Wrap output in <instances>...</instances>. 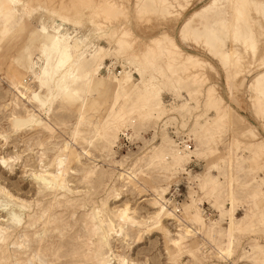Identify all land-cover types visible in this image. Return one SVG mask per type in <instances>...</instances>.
I'll return each instance as SVG.
<instances>
[{"label":"rangeland","instance_id":"1","mask_svg":"<svg viewBox=\"0 0 264 264\" xmlns=\"http://www.w3.org/2000/svg\"><path fill=\"white\" fill-rule=\"evenodd\" d=\"M88 1L98 3L100 0ZM144 1L147 0H112L123 8V14L103 24V28L97 24L102 21L101 18L94 17L98 21L92 22L87 17L88 13L80 15L78 11H73L69 18H65V12L58 9L62 5H70L72 0H19L22 6L12 10L11 20L0 18V32L7 29L9 33L0 38V160L7 162L0 163V205L5 207L2 209L0 206V222L6 220L5 212L12 209L24 217V230L31 235L34 230H40L44 219H54V223L50 221L52 223L44 231L43 244H46L44 246L48 247L47 252L50 253L46 256L47 260L51 259V264H96L89 259L87 253L95 245L96 235L83 222L87 220L84 215L90 212L92 206L98 208L102 205L98 209L102 208V214L110 217L116 224V231L108 237L111 250L108 251L106 246L101 250L109 261L115 259L117 264H121L123 260L127 264H223L216 247L226 242L224 228L227 226L225 211L228 205L224 194L230 185L235 198V216L240 217L250 211L254 215L250 218L249 225L247 224L248 228L243 226L235 229L238 231L233 235V254L225 262L261 264L259 256L264 255V249L254 261L252 256L256 253L251 246L256 240L264 244V222H258L262 208L260 202L262 204L264 200V154L263 157L255 156L252 148L256 139L264 141V95L254 87L255 78L264 74V41L258 42L254 55L251 58L250 54L248 58L240 42L233 40L229 0H185L181 14L171 16L144 11L145 14L141 13L138 18L136 7ZM252 1L261 2L264 10V0H249ZM207 5L201 13L208 18L206 25L218 30L221 26L215 20L223 19L226 22L225 28L218 35L223 40L224 48L233 46L240 58H235L229 67H222L217 61L210 60L203 50L205 47L200 45V39H204L207 34L206 27L198 32L201 35L198 40L192 36L181 39L186 44L189 42L186 45L189 48L180 47L183 51H194L205 58L208 64L174 72L178 76L183 74L184 77L186 74L196 73L195 81L200 84L201 90L191 93L184 88L177 90L172 85H161L159 97L164 107H159L164 110L155 111L150 120L131 122L135 112L142 107L127 109L129 113L116 130V137L112 138L102 134V123L97 121L98 115L103 114L105 109L93 105L94 99L102 97L101 91L82 95L78 100L62 99L52 91L53 98L44 105L32 98L33 92H37L42 99L49 96L46 87L40 86L37 80L38 65H41L42 59L33 33L37 31L41 20L50 31L53 24L58 25L62 29L60 34L65 33L71 38L68 40L71 48L76 47L77 53L85 58L90 56L97 45L106 49V55L95 76L112 80L108 82L113 84L120 72L129 71L136 83L147 78L153 68L147 67L142 54L136 55L137 60L134 61L131 53L145 49L150 37L171 34L174 38L176 29L185 18ZM178 8L179 6L170 9ZM248 14L258 27H254L256 33L259 27H264V19L252 10ZM120 27L129 29L122 36L133 40L128 52L115 51L116 38L121 35L117 37L116 32L112 34L111 30L116 28L118 31ZM235 28L244 33L247 24L241 21ZM156 55L155 50L148 61H153ZM167 57L162 56L157 67L164 68L165 63L170 60L177 64L180 61V56L173 58L167 54ZM25 59L30 61V67L25 65ZM261 63L262 66H259ZM17 80L29 87L24 97H18L12 87V83ZM206 81V85H213L217 92H213L210 98L202 96ZM227 84L231 86V93L227 90ZM216 100H223L218 106L226 101L234 113L241 117L239 121L245 124L242 127L239 126L240 122L228 124L226 119L213 136L196 135L195 130H191L196 128V125L192 126L193 119L196 117V120L202 122L214 116L216 111H209L211 108H207V103ZM181 103L184 105L179 108ZM218 106L215 107L216 110L220 109ZM146 108L144 106L142 109ZM229 119L235 122L233 114ZM240 128L243 132L252 130L256 136L251 137ZM175 135L183 137L179 140ZM121 138L128 139L126 144H121ZM167 140L172 148H183L182 144L189 143L192 150L188 158L172 164V176L168 175L166 168L156 164V161L151 163L148 159L150 151L161 142L160 146L165 147L167 144L169 147ZM229 144L232 151H228ZM85 149L88 153H82ZM142 155L144 157L141 158ZM227 155L232 161L231 166L227 165ZM58 158L64 160L65 183L74 190L68 195L73 198L68 204L58 205L40 182L33 178L34 174L55 169ZM166 162L163 160L160 163ZM139 170L137 180L125 174V177L122 175L123 179L118 177L119 173ZM205 179H208V183L203 186ZM176 184L179 191L174 192ZM198 186L202 189L198 190ZM159 194L161 197L157 201L155 197ZM190 194H196L200 200V213L204 217L201 221L192 220L191 213L194 212L190 206L185 205L190 200ZM215 202L223 203L225 209L221 212L213 210ZM161 204L165 208L163 211L160 210ZM124 207L131 218L121 224L115 215ZM44 208L50 210H46L35 224L28 226L29 221L36 218L40 209ZM166 212H173V215H166ZM27 214H30V218L26 217ZM183 224L195 228L196 232H191L183 241L187 247L199 246L196 259L185 253L177 258L170 251L174 250L169 238L175 233L183 236V229L180 228ZM59 233H62L61 236ZM75 248L78 252L72 253L71 250ZM240 259L242 261L238 262Z\"/></svg>","mask_w":264,"mask_h":264},{"label":"bare ground","instance_id":"2","mask_svg":"<svg viewBox=\"0 0 264 264\" xmlns=\"http://www.w3.org/2000/svg\"><path fill=\"white\" fill-rule=\"evenodd\" d=\"M72 1L73 2L66 7H64L63 5L62 7L59 6L61 8H59L58 10L65 12V18H69V15H72L71 13L73 11H78L80 15L84 13L86 14L88 13L87 17L89 18L90 21L97 20L95 19L96 17L101 18L102 21L97 22V24L101 26V28L105 27L103 26V24L111 22V20L113 21L115 17L123 14V10H122L123 8H120L118 5H116L115 3L116 1L112 2V0L111 1L100 0L98 1V3H95L92 0L91 3L88 0L85 1L72 0ZM229 1H230L229 6L231 8L230 27H232L233 29L232 30L233 40L236 42H240L243 51L248 55V58L250 54L252 58V56L254 55L253 53L257 48L258 42L261 40L264 41V27H259L260 28L259 31L255 33L254 27L257 26L254 25L255 21L250 19L248 11L252 10L254 13L260 15L264 19V10L262 8V4L261 2L258 3H254L253 1L249 2V0H229ZM173 2L171 1L169 2L168 0H147L141 3L140 5H138L136 7L135 12H137L136 14H138V18L141 17V13H143L144 11L146 13L147 11H151L152 14H163V15L169 14L171 16L174 14H181L184 11L183 6L185 0H173ZM151 6H154L153 9H149ZM176 6H179V8L174 10L170 9L171 7H176ZM207 7L208 5L197 11H193L188 17L185 18V20L182 22L178 30L179 36L183 40L191 36L194 37V39L198 40V38H200L201 36L200 34H198V32L202 27H206L207 34L204 37V39H200V45H202L201 47L202 48L203 46L205 47L203 48L205 54L209 56L210 60L213 59L217 61L222 67H229V65H231L234 62L235 58H237V60L238 58H240L239 53L236 51V49L233 46H230L229 48H224L223 40L218 35L220 31L224 30L223 28H225L226 22L223 19L215 20V22H217L221 26L218 30L209 28V26L206 25L207 24L206 21L208 20V18L201 15V13ZM185 9H187V7ZM136 14L135 16L137 17ZM100 18L98 19L100 20ZM241 21L247 24V30H245L244 33H242L240 30L235 28L237 23ZM55 27L58 28V25H56ZM116 28H113L111 30L112 34L116 32L115 34L117 35V37L120 35L121 37L116 38L115 51L118 53L126 52L130 48L131 42L133 40L130 38H128L127 40L122 35H126L129 32V29H126V27H122V28L120 27V29L117 31ZM61 36L67 37L65 33H62ZM33 37H35L38 42L36 48L38 50L39 57H41L42 59L41 65H38L39 76L37 77V80L40 86L43 85L44 87H46L49 96L45 99H42L37 92L36 93L33 92L32 98L37 100L40 105H44L46 104V102L51 101V99L53 98L54 95L52 91L55 92V95H59L62 99L65 100H78L81 98L82 95L87 96L92 92L98 93L99 91H101L102 97H99L98 99L97 98L94 99L93 105L101 106L105 109L104 110L105 112L103 114L98 115L97 121L99 120V122L102 123V127H100L102 134L104 136L112 137V138L116 137V130L119 128L121 123L126 118V115L129 113V112L127 113V109L131 110L136 106L137 107L141 106L142 108L144 106L147 107L146 109L140 108L137 111L135 110L136 112L134 114V117L131 118V122L134 121L145 122L146 120H150L154 112L157 111L158 109L162 111L164 110L159 107V105L162 108L164 107L159 97V93L161 91V85L163 84L172 85L177 90L184 88L191 91V93L198 89L196 93L199 92V90L201 89H199L200 84L197 81H195L197 76L196 73H190L192 74V75L189 74L190 76L186 74L187 76L185 75L186 77H184L183 74L182 76H178L177 73H175L174 71L186 70L189 68L195 69L196 67L201 66L203 64H208L207 63L208 61L205 58L200 57V55H197L194 52L183 51L180 48V46L176 43L175 39L171 34H162V36L150 37L149 43L146 44L145 49L141 50L138 53H134V52L131 53V57L134 61L137 60L136 55L142 54L147 61V67L153 68L152 73L147 78L144 77L141 81L135 83L133 82L132 79L133 76L129 71H122L119 73L118 78L115 79L114 83L111 84L108 81H112V80L107 81L95 76L99 65L102 64L103 58L106 55V49H104L103 47L97 45L93 49L92 53H90V56L88 58H85L84 56H82L81 53L79 54L77 53L76 47L72 49L70 42L67 41L65 47L69 49L68 54L71 57V61L64 68L58 71L56 67V63L54 61L49 60L46 56L43 55V46L47 38L44 37L43 34H39ZM30 43L33 46L31 40ZM155 50L157 51L156 58H154L153 61H148V57H150ZM167 54L171 55L173 58L180 56V61H178V64L174 62L172 63L173 60H170L169 62L165 61L167 63H165L166 66L164 68L157 67L156 64L160 60H162V56L165 55L166 58H168ZM25 65L27 67H30V61L28 59H25ZM259 66H262V63ZM70 72L80 78L75 82V85L71 89L73 93H79V96L72 99L67 98L63 91L65 78ZM193 72L195 71L193 70ZM68 82L71 83V80H69ZM206 84L207 81L204 83V90L202 92L203 97L210 98L213 92L217 94L213 85L207 86ZM12 87L17 92L18 97H24L25 92L29 90V87L25 86L23 82L20 80L19 81L17 80L14 83H12ZM226 87L228 92L231 93L230 84H227ZM254 87H256V90L264 95V74H260L258 77L255 78ZM221 101L223 100L210 101L207 103V108L209 109L211 108L209 111H216L214 116L208 117L207 119H204V121L202 122L196 120V117L193 119L192 126L194 127L196 125V128L191 130L192 131L195 130L196 135H203L205 137L213 136L216 132L219 131L220 129L219 125L222 122H224L226 119L228 121V124L240 122L239 120H241V117L234 113V111L231 109V107L228 106V103L226 101L222 103V105L218 106L219 104H221ZM82 105L83 103H81V106ZM183 105L184 103H181L178 107L180 108ZM217 106L218 108L220 107V109L216 110L215 107ZM125 107L127 108L125 109ZM165 110L168 111V109ZM232 114L235 117L234 119L235 122H232V119L231 120L229 119V116ZM240 125L241 124L239 123V126ZM247 133L251 135V137L256 136L251 131H247L245 134ZM168 143H169L168 144L169 147H167V144L164 145L165 147L160 146L162 142L158 146H155L150 151L151 153L150 155H148V159L151 161V163L156 161L157 162L156 164H158L162 168H166V170L168 171V175L172 176L174 174V171L171 170V168L173 167L172 164L178 162L179 160L188 158L189 155L192 153V150L190 149L191 144L189 143L182 144L183 148H177V147L175 148L174 146H173L174 148H172V145H170V141ZM253 145L255 146L252 148V151L255 154V156L263 157L262 155L264 154V141L258 139L255 141ZM228 147H229L228 151H232V148H230V144ZM64 149L66 148L64 147ZM82 153H88V152L85 149L82 151ZM142 157H144V155H142L141 158ZM229 157L230 156L227 155L226 158L229 160L230 159ZM256 159H258V157ZM60 160L61 158H58L57 163ZM163 160H166L167 162L161 164L160 162ZM228 160H227V165L231 166L232 161L230 160L228 161ZM45 169H48V167ZM64 174H65V165H63V167L56 166V168L51 171L44 170L42 173L40 172L32 176L33 178H35L37 181L40 182L43 189L48 191V195H51L50 198L56 200L57 204L59 205L60 203L68 204L73 199L68 197V195H71L74 190L72 191L69 187H67L65 183ZM124 174L127 175V177L129 178L137 180L139 179L138 176L140 174V170L119 173L118 175L119 179H123L122 175ZM202 183L203 186L206 185L208 183V179H205ZM229 186H228L229 189H227L224 194L226 197L225 200L227 201V205H228L225 211L227 226L224 228V233H225L224 235L226 242H224L221 246L216 247L217 253L219 254V258H221L223 260L222 262H224L223 264H227L225 261H227L228 259L230 260L233 254V248H234L233 235L236 231H238V230L235 231V229L243 226H246V228H248L249 225L248 223L250 221V218L254 215L253 211H250L248 214H244L243 216L240 217L235 216L234 214L235 198L233 196L232 188H230ZM163 189H161V191H163ZM200 189H202V187L199 188L198 186V190ZM160 195L161 194L155 197L157 201L160 200L161 197ZM195 195L190 194V200L186 202L185 205L186 207L190 206V209L193 210L194 212L191 213L192 214L191 219L194 221H201L203 220L204 217L200 213V211L202 210V209L200 210V206H199L200 200ZM254 195L256 194L254 193ZM61 198L64 199L61 200ZM101 206H98V208ZM260 206H262V208L259 211L260 219L258 222L261 221L263 223L264 200H262V204L260 202ZM3 207L4 206L2 205L1 208L3 209ZM186 207L184 208L185 210L187 209ZM19 208H22V206H20ZM98 208L96 206L95 207L92 206L90 212L84 215L85 217H87L86 218L87 220L83 222L84 226L88 227L96 235L95 245L91 249H88L87 253L90 256L89 259L95 261L96 264H102V262L103 264H107V262L109 261L108 256L107 257L103 256L101 250L103 249L104 246L107 247L108 251L111 250L108 244V237L109 235H111L113 232L116 231L115 230L116 224L110 217L102 214L103 211L102 208L100 209ZM125 209H126V213H125ZM163 209L165 208L162 205L160 210ZM214 209L218 212H221V210L225 209V206L221 202L219 203L215 202ZM46 210H50V208L40 209L39 215L34 219L32 218V220H30L27 225L31 226L32 224H35L37 220L42 218ZM127 211L128 210L126 207L118 210L117 214L115 215V218L117 219V221H119V223L123 224L128 219L131 218L128 216ZM5 215H6V220L0 222V264H51L52 260L51 259L47 260L48 258H46V256L48 257L50 255V253L47 252L48 247L44 246L46 244L43 243H45L44 231L47 229L48 224L52 223L54 219H49V218L44 219L41 223L42 226L40 230L39 231L34 230L30 235L27 233V231L24 230L26 223L25 220H23L24 217H21L20 214H17L15 211H12V209L11 211L8 212L6 211ZM22 215L24 214L22 213ZM166 215H173V212H168V213L166 212ZM122 216L124 217L123 219L121 218ZM26 217L30 218V214H27ZM158 220L159 218L157 219V222ZM180 228L183 229V236L180 233H175L172 235V237L169 238V243L172 245L174 250L172 251L170 249V251L174 252L177 258L181 257L182 253H185L187 256L191 257L192 259H196L197 258L196 250H198L199 246L194 245L191 247H187L186 245H184V241H183L184 238L190 235L191 232L192 233L196 232L195 228L189 226L188 224H183L182 227ZM177 241H179V245H177L176 243ZM229 245H231V255L227 254L229 251ZM252 246L251 249L254 250L256 253L254 256H252V260L256 261V258L263 252L264 244H261L258 240H256L252 242ZM71 252L76 253L78 252V249L77 248L72 249ZM259 257L261 258L259 262H261V264H264V255L262 256L260 255ZM240 261L242 260L240 259L238 262Z\"/></svg>","mask_w":264,"mask_h":264},{"label":"snow or ice","instance_id":"3","mask_svg":"<svg viewBox=\"0 0 264 264\" xmlns=\"http://www.w3.org/2000/svg\"><path fill=\"white\" fill-rule=\"evenodd\" d=\"M21 6L22 5L19 3V0H0V18L5 19V21L11 20L13 17L12 10ZM53 15H55V13H53ZM61 31L62 29L56 28L54 24L50 31L49 28L45 26L44 21L41 20L37 31L33 33L34 36L43 34V36L47 38L43 46V55L46 56L49 60L54 61L56 63L58 71L64 68L71 61V57L68 54L69 49L65 47L66 42L71 38L61 36ZM8 34V30L5 29L3 32H0V38H4ZM78 79L80 78L71 72L68 73V75L66 76L63 91L67 98L72 99L79 96V93H73L71 91L72 87L75 85V82ZM69 80H71V83L68 82ZM0 163L6 164L7 162L0 160ZM63 165V159H61L56 164L57 167H63ZM121 218L123 219L124 217L122 216ZM176 243L177 245H179V241H177ZM227 254L231 255V245H229V251ZM53 264H55V262H53ZM107 264H117V261L115 259H112L108 261ZM121 264H127V261L123 260L121 261Z\"/></svg>","mask_w":264,"mask_h":264},{"label":"crops","instance_id":"4","mask_svg":"<svg viewBox=\"0 0 264 264\" xmlns=\"http://www.w3.org/2000/svg\"><path fill=\"white\" fill-rule=\"evenodd\" d=\"M182 24V23H181ZM180 24V25H181ZM180 25L178 26V29H177V33H176V36L174 37L175 38V41H176V43L181 47V46H185V49L186 48H189V47H187L186 45L188 44L189 45V42H187V44H186V42H184V41H182L181 40V38H180V36H179V28H180ZM184 44V45H183ZM182 48V47H181ZM191 52H194V51H191ZM240 126L242 127L245 123L243 122V121H240ZM241 129V128H240ZM241 131H242V129H241ZM253 134H255L252 130H250ZM243 132V131H242ZM243 133H246V131H244ZM257 140V139H256ZM213 210H215L214 208H213ZM234 214H235V211H234Z\"/></svg>","mask_w":264,"mask_h":264},{"label":"built area","instance_id":"5","mask_svg":"<svg viewBox=\"0 0 264 264\" xmlns=\"http://www.w3.org/2000/svg\"><path fill=\"white\" fill-rule=\"evenodd\" d=\"M171 133V132H170ZM175 137L176 138H178L179 140H180V138L181 137H183V136H176L175 135ZM121 140L123 141V143H121V144H126V142L128 141V139H126V138H121ZM178 184H176V185H174V188H173V191L175 192V191H179V188H178V186H177ZM178 193V192H177ZM180 194H178V196H179Z\"/></svg>","mask_w":264,"mask_h":264}]
</instances>
